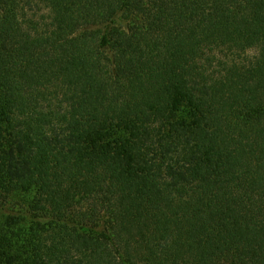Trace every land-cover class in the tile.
Returning a JSON list of instances; mask_svg holds the SVG:
<instances>
[{"label": "trees", "instance_id": "trees-1", "mask_svg": "<svg viewBox=\"0 0 264 264\" xmlns=\"http://www.w3.org/2000/svg\"><path fill=\"white\" fill-rule=\"evenodd\" d=\"M0 264H264V0H0Z\"/></svg>", "mask_w": 264, "mask_h": 264}, {"label": "rangeland", "instance_id": "rangeland-1", "mask_svg": "<svg viewBox=\"0 0 264 264\" xmlns=\"http://www.w3.org/2000/svg\"><path fill=\"white\" fill-rule=\"evenodd\" d=\"M15 201V200H14ZM16 206H14V207H20L21 205H22V201H16Z\"/></svg>", "mask_w": 264, "mask_h": 264}]
</instances>
